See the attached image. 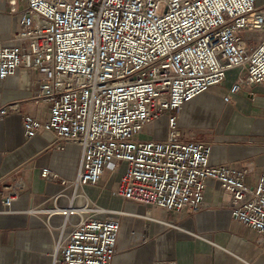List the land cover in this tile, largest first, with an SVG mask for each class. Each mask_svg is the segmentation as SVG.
<instances>
[{
  "label": "built area",
  "instance_id": "2783aa9c",
  "mask_svg": "<svg viewBox=\"0 0 264 264\" xmlns=\"http://www.w3.org/2000/svg\"><path fill=\"white\" fill-rule=\"evenodd\" d=\"M20 28L0 44V79L17 68L31 73L28 97L0 106V118L21 114L23 133H54L56 148L79 147L75 189L94 185L105 168L122 167L115 192L123 199L172 213H193L215 180L228 196L231 217L264 241V170L248 182L251 162L211 165V144L180 137L182 105L227 71L243 70L224 100L242 86L264 82V5L255 0H9ZM42 105L33 114L25 106ZM166 117L162 138H139L145 124ZM40 175L58 177L48 166ZM65 183L64 179H61ZM16 174L0 188L10 206L25 187ZM73 205L48 211L64 216ZM121 212V211H120ZM116 217L80 218L56 245L52 264H110ZM149 239L148 228L140 233ZM154 264H175L173 259Z\"/></svg>",
  "mask_w": 264,
  "mask_h": 264
},
{
  "label": "crops",
  "instance_id": "0c3cea01",
  "mask_svg": "<svg viewBox=\"0 0 264 264\" xmlns=\"http://www.w3.org/2000/svg\"><path fill=\"white\" fill-rule=\"evenodd\" d=\"M255 1L264 5V0ZM19 28L10 1L0 0V44H12V34ZM243 73L230 69L220 84L184 103L177 125L182 139L211 144V165L240 168L251 162L254 167L246 180L252 182L264 170V82L242 86L229 100L223 98ZM28 77L32 74L17 68L0 79V106L33 94L35 88ZM25 108L38 115L42 105L29 102ZM21 120V114L13 111L0 118V188L16 174L26 182L10 206L0 200V264H52L57 243L80 218L88 217L120 221L110 264H154L166 259L175 264H264V241L231 217L228 196L215 180L207 181L204 205L193 213H172L117 195L123 166L105 168L96 184L75 189L79 147L56 148L54 133L45 128L28 138ZM44 166L55 170L58 177L44 179L40 175ZM69 204L77 209L67 216L48 211ZM145 227L149 239L141 242Z\"/></svg>",
  "mask_w": 264,
  "mask_h": 264
},
{
  "label": "rangeland",
  "instance_id": "374dc122",
  "mask_svg": "<svg viewBox=\"0 0 264 264\" xmlns=\"http://www.w3.org/2000/svg\"><path fill=\"white\" fill-rule=\"evenodd\" d=\"M166 117L163 116L160 119L145 124L142 129L137 133L136 137L139 138H161L165 135Z\"/></svg>",
  "mask_w": 264,
  "mask_h": 264
}]
</instances>
